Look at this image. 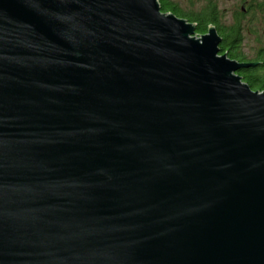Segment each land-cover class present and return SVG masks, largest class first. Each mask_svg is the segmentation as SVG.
<instances>
[{
  "label": "water",
  "instance_id": "1",
  "mask_svg": "<svg viewBox=\"0 0 264 264\" xmlns=\"http://www.w3.org/2000/svg\"><path fill=\"white\" fill-rule=\"evenodd\" d=\"M158 0H0V264H264V90Z\"/></svg>",
  "mask_w": 264,
  "mask_h": 264
},
{
  "label": "trees",
  "instance_id": "2",
  "mask_svg": "<svg viewBox=\"0 0 264 264\" xmlns=\"http://www.w3.org/2000/svg\"><path fill=\"white\" fill-rule=\"evenodd\" d=\"M161 12L173 14L195 26L194 36L201 37L207 33L208 27H215L222 41L219 45L220 55L226 54L230 60L239 63L256 64L254 67L241 69L237 75L252 91L264 90V0L253 4L250 2L235 6L230 23L226 24L228 14L217 0H188L189 11L184 12L173 0H158ZM240 4V3H239ZM246 37L257 40L254 58L248 60L243 51Z\"/></svg>",
  "mask_w": 264,
  "mask_h": 264
},
{
  "label": "rangeland",
  "instance_id": "3",
  "mask_svg": "<svg viewBox=\"0 0 264 264\" xmlns=\"http://www.w3.org/2000/svg\"><path fill=\"white\" fill-rule=\"evenodd\" d=\"M175 3L180 5V8L184 12L189 11V5L187 3L188 0H173ZM262 0H217L219 6L226 11L228 14V18L226 21V24L230 23V15L237 5H241L242 3H245V6H247L250 2H253V4H256L257 2H260ZM240 3V4H239ZM260 33H264V26H261V29L259 31ZM257 40L253 37H246V40L244 42L245 46L243 48L244 53L246 54V57L248 60H252L255 55V51L257 49Z\"/></svg>",
  "mask_w": 264,
  "mask_h": 264
}]
</instances>
